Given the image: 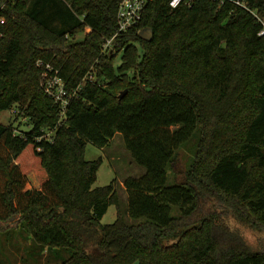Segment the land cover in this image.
Returning <instances> with one entry per match:
<instances>
[{
  "label": "trees",
  "instance_id": "16d2710c",
  "mask_svg": "<svg viewBox=\"0 0 264 264\" xmlns=\"http://www.w3.org/2000/svg\"><path fill=\"white\" fill-rule=\"evenodd\" d=\"M119 1L0 0V111L16 106L32 122L27 132L0 124V224L18 216L35 248L66 250L59 264H264L228 220L264 229V0H151L103 53ZM40 59L76 91L63 117ZM47 128L53 139H40ZM117 133L146 169L124 180L139 223L122 212L116 179L93 187L102 158H85L88 142ZM110 205L117 216L103 223Z\"/></svg>",
  "mask_w": 264,
  "mask_h": 264
},
{
  "label": "rangeland",
  "instance_id": "374dc122",
  "mask_svg": "<svg viewBox=\"0 0 264 264\" xmlns=\"http://www.w3.org/2000/svg\"><path fill=\"white\" fill-rule=\"evenodd\" d=\"M83 37V35H80ZM116 63H120L121 54L117 57ZM121 94V93H120ZM18 112L13 113L11 109L0 111V124L13 123L15 127L23 132L30 131L32 129V122L27 117L17 115ZM48 129V128H47ZM200 133L199 130L194 133L190 140L183 144L179 149L180 162L177 166L180 170H187L193 162L196 154ZM85 158L88 160H96L102 158L97 171V179L93 184V187L103 186L109 184L112 180L116 179L122 212L128 221L133 223H139L142 219H133L127 213L128 205V192L124 185V180L128 176L139 177L146 172L143 166L137 164L132 158L130 152L125 146L124 138L121 133H117L111 140L110 144L100 147L92 142H88L86 146ZM183 174L178 175V179L183 178ZM170 182H172L173 175L169 172ZM30 185L37 187L39 180L35 171H32L29 175ZM206 206L215 208L220 212H228L229 208L224 205H213V202H209ZM117 216V207L110 205L106 214L102 217L103 223H109L115 220ZM19 217L15 216L8 221L0 224V263L1 264H59L64 258L68 257V253L65 249L49 250L45 248H35L32 245L30 233L22 223H17ZM232 227L239 230V232L246 238L249 245L254 249L264 250V229L256 230L248 226H244L238 222H235L232 217L228 218ZM132 264H139L138 261H134Z\"/></svg>",
  "mask_w": 264,
  "mask_h": 264
},
{
  "label": "built area",
  "instance_id": "2783aa9c",
  "mask_svg": "<svg viewBox=\"0 0 264 264\" xmlns=\"http://www.w3.org/2000/svg\"><path fill=\"white\" fill-rule=\"evenodd\" d=\"M151 0H120L117 8V21L118 27L116 32L110 37L106 38L102 43L103 53H116L114 50V43L117 38L124 32H127L133 27H136L142 20L144 10ZM194 0H170L169 5L171 8H177L182 4L191 6ZM222 4L226 0H218ZM237 3H241V0H234ZM5 22V17L0 16V24ZM262 31L261 33H263ZM0 31V35H1ZM38 65L42 66V87L45 93L50 96L54 102L59 106L60 117H63L66 112V108L70 103L71 98L75 95V90L68 87L66 81L60 74V69L53 67L50 63L44 60H38ZM85 79L94 81L96 80V75L89 71L86 74ZM13 113L19 112V109L14 106L11 108ZM53 129H45L41 138H46L48 140L53 139Z\"/></svg>",
  "mask_w": 264,
  "mask_h": 264
},
{
  "label": "water",
  "instance_id": "95a60500",
  "mask_svg": "<svg viewBox=\"0 0 264 264\" xmlns=\"http://www.w3.org/2000/svg\"><path fill=\"white\" fill-rule=\"evenodd\" d=\"M152 34H153V32L151 30H146V29L141 32V36L146 38V39H151ZM126 93H127V90L123 91L120 94V97L122 98Z\"/></svg>",
  "mask_w": 264,
  "mask_h": 264
}]
</instances>
